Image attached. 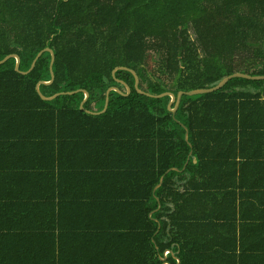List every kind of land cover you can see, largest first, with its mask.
<instances>
[{
	"label": "trees",
	"instance_id": "16d2710c",
	"mask_svg": "<svg viewBox=\"0 0 264 264\" xmlns=\"http://www.w3.org/2000/svg\"><path fill=\"white\" fill-rule=\"evenodd\" d=\"M46 49L41 93L85 91L84 110L82 93L41 99ZM11 55L0 264H264V81L186 96L175 115L118 71L155 97L264 77V0H0Z\"/></svg>",
	"mask_w": 264,
	"mask_h": 264
},
{
	"label": "water",
	"instance_id": "95a60500",
	"mask_svg": "<svg viewBox=\"0 0 264 264\" xmlns=\"http://www.w3.org/2000/svg\"><path fill=\"white\" fill-rule=\"evenodd\" d=\"M45 51L50 52L51 55H52L51 66H50L51 78H52V79H51V82L48 83V84H46V83H40V84L38 85V87H37V92H38V94L40 95L41 99H42L43 101H45V102H51V101H54L55 99H57L59 96H62V95L72 96V95H76V94L82 93V94H85L86 99H85L84 103L81 104L80 109H81V110H84V107H85L86 103H87V102L89 101V99H90V95H89L87 92H85V91H79V92L72 93V94H61V95H56V96H54V97H52V98H47V97H45V96L41 93L40 88H41L42 86H48V87H49L50 85L53 84L54 79H55L54 74H53V69H52V68H53V65H54V62H55L54 54L52 53V51H51L50 49H46ZM43 54H44V51L41 52V53L38 55V57H37V59L35 60V63H34V65H33L32 69H31V71H30L29 73H26V74H23V73L20 72L21 59H20L19 56H16V55L8 56V57L4 60V62H1V63H0V66L6 64V63L8 62V60H10L11 58H16V59H17V67H16L17 72H18V73H21V74H23V75H25V76H28V75H30V74L35 70L36 65H37V62H38V60L41 58V56H42ZM121 70H122V71H129V72H131V73L135 76V78H136V90H137L140 94L145 95V96H147V97H149V98H153V99H164V98H170V99H171V103H170V106H169V110H170L172 113H174L175 115H176V113L178 112L179 108L181 107V104H182V100H183V98L186 97V96H187V97H196V96H204V95H210V94H214V93L220 92V91L223 90V89H224V88H225V87H226V86H227L232 80H235V79H243V80H248V81H264V77L251 78V77H249V76H245V75H235V76H232V77H229V78L223 80V81H222L217 87H215L214 89L194 91V92H191V93H180L178 96H176V95H174V94H165V95H163V96L155 97V96H151V95L145 94V93H143V92L140 91V80H139V78H138V76L136 75L135 72L130 71V70H127V69H118V71H121ZM114 75H115V73H114ZM125 87H126L127 92H128L127 95L121 93L118 89H115V88H112V89L108 92V95H107V104H106V108H105L104 113H105V112L108 110V108H109L110 95H111L112 92L118 93V94H120V95H124V96H126V97H129V96L132 94L131 89H130L129 87H127V86H125ZM174 107H175V108H174ZM95 114H97V113H95ZM163 181H164V180H162V182H163Z\"/></svg>",
	"mask_w": 264,
	"mask_h": 264
},
{
	"label": "crops",
	"instance_id": "0c3cea01",
	"mask_svg": "<svg viewBox=\"0 0 264 264\" xmlns=\"http://www.w3.org/2000/svg\"><path fill=\"white\" fill-rule=\"evenodd\" d=\"M26 136H27V134L26 135H23L22 136V140H19V141H15V143H17V144H21V143H23L24 142V140L26 139ZM32 136H35L34 134H32L31 133V136L30 137H32ZM31 140H29V142H30ZM34 143V142H33ZM42 147V149L44 150V153H45V150H48V147L47 146H45V148H44V146L42 145L41 146ZM41 152H42V150H41ZM251 211H253V209L251 210ZM200 213V212H199ZM198 213V214H199ZM196 214V211H194L193 209H191V208H189V206H188V208L185 210V212H183V216L185 217V218H192L194 215ZM245 216H249V217H254L256 214L255 213H251V212H249V213H245L244 214ZM238 216V215H237ZM231 218H233V215H231L230 216ZM257 220H258V218H257ZM235 222V221H234ZM261 223V222H260ZM230 224H232V223H229L228 225L230 226ZM261 225L262 226H264V223H261ZM262 230H261V233L262 234H264V228H261ZM233 236V233H231V234H229V233H227L225 236H224V239H226V244H227V249H231L233 246H234V237H232ZM209 250V249H208ZM207 250V251H208ZM172 253V252H171ZM170 255V252H167L166 253V256L168 257ZM251 257H253V256H251ZM251 257L250 258H248L246 261H243L244 263L243 264H256V262L255 261H253V259H251ZM179 261V260H178ZM261 261H262V259L260 260L259 259V262H257V264H262L261 263ZM179 264H180V262H179Z\"/></svg>",
	"mask_w": 264,
	"mask_h": 264
}]
</instances>
